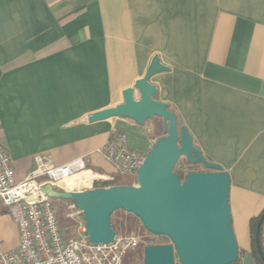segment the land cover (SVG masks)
<instances>
[{"label": "crops", "instance_id": "crops-1", "mask_svg": "<svg viewBox=\"0 0 264 264\" xmlns=\"http://www.w3.org/2000/svg\"><path fill=\"white\" fill-rule=\"evenodd\" d=\"M155 55L169 71L151 78L154 99L227 173L235 264H255L249 221L264 210V0H0V145L15 180L39 154L56 166L84 162L59 185L64 191L118 180L97 150L115 129L147 154L149 127L81 120L121 104ZM17 245L0 201V248Z\"/></svg>", "mask_w": 264, "mask_h": 264}, {"label": "water", "instance_id": "water-1", "mask_svg": "<svg viewBox=\"0 0 264 264\" xmlns=\"http://www.w3.org/2000/svg\"><path fill=\"white\" fill-rule=\"evenodd\" d=\"M168 71L153 56L145 73L122 91L121 104L81 120L128 119L140 127L161 120L163 136L155 140L136 170L134 184L75 192L45 185L40 191L55 201L72 202L81 211L92 244L114 240L111 217L117 211L136 217L149 234L169 239L170 244L145 246L143 264H235L239 251L229 208V177L221 166L204 158L168 105L154 99L157 90L150 79ZM180 158L206 171L188 173L181 180L173 171ZM263 222L264 211L256 227V249L264 264L259 242Z\"/></svg>", "mask_w": 264, "mask_h": 264}, {"label": "built area", "instance_id": "built-area-1", "mask_svg": "<svg viewBox=\"0 0 264 264\" xmlns=\"http://www.w3.org/2000/svg\"><path fill=\"white\" fill-rule=\"evenodd\" d=\"M97 153L117 176L135 174L146 156L131 149L126 134L115 129ZM33 161L34 169L16 182L11 159L0 145V201L8 209L18 234L15 249L0 248V264H121L126 252L138 245L137 236L116 234L109 244H92L85 233L81 211L72 206L67 217L76 223L77 235L65 240L56 219L55 201L40 191L45 185L61 190L59 184L86 170L84 162L77 159L56 166L45 154L34 156ZM98 180L111 183L114 177Z\"/></svg>", "mask_w": 264, "mask_h": 264}, {"label": "rangeland", "instance_id": "rangeland-1", "mask_svg": "<svg viewBox=\"0 0 264 264\" xmlns=\"http://www.w3.org/2000/svg\"><path fill=\"white\" fill-rule=\"evenodd\" d=\"M151 80V79H150ZM138 99V98H136ZM148 126L150 129V135L155 142L158 135H163L161 129V120L156 118L153 122H146L145 126ZM181 162L182 159H181ZM182 165V164H181ZM196 170L199 172H204V169L201 165H195ZM185 172H188L185 169ZM184 172L183 175L186 173ZM90 173H84V176L87 177ZM17 182V181H16ZM115 185H132L134 184V174L133 175H126L121 176L118 180L114 179L113 182ZM96 186H102L100 182H94L92 188H97ZM110 186V185H109ZM104 186V187H109ZM55 201V200H54ZM72 207L71 203L66 201H55V212H56V219L58 222V226L63 233L64 239H70L77 235V225L73 219H69L67 214L70 212V208ZM112 223L115 230V233L121 237H127L130 235H135L139 239V243L134 248H131L126 252L125 257L122 260L121 264H141L143 259V247L148 246V244L154 245H163V244H170L169 239L160 236H154L149 234L141 225L140 221L131 214L124 213L122 211H118L112 217ZM178 264V262H176Z\"/></svg>", "mask_w": 264, "mask_h": 264}, {"label": "trees", "instance_id": "trees-1", "mask_svg": "<svg viewBox=\"0 0 264 264\" xmlns=\"http://www.w3.org/2000/svg\"><path fill=\"white\" fill-rule=\"evenodd\" d=\"M161 131H162V129H161ZM162 136L161 135H158L155 138H160ZM181 159H182L183 162H181ZM195 168H196L195 165H190V164L186 163V161H185L184 158H180L179 161H178V163L174 167L173 171L176 174L179 175V177H180L181 180H183L186 174L191 173V172H199ZM185 169H187L188 172H185ZM184 172L186 173L185 175H183ZM114 185H115V183H110V186H114ZM96 187L99 188V187H104V186H96ZM68 203H71L72 204V202H68ZM262 212H261V214H262ZM114 214L112 215V217L114 216ZM260 215H258L257 217H254V218L250 219V221H249V234H250L251 255H252V258H253L255 264H263V262L261 261V258L259 256V254L257 252V249H256V227H257V223L259 221ZM112 217H111V228L115 232L114 227H113V223H112ZM259 242H260V248H261V251H262V255L264 257V222H263L262 227H261V230H260ZM152 245H154V244H148V246H152ZM141 264H143L142 261H141Z\"/></svg>", "mask_w": 264, "mask_h": 264}, {"label": "bare ground", "instance_id": "bare-ground-1", "mask_svg": "<svg viewBox=\"0 0 264 264\" xmlns=\"http://www.w3.org/2000/svg\"><path fill=\"white\" fill-rule=\"evenodd\" d=\"M82 174H83V173H82ZM78 175H79V174H78ZM72 177H74V176H72ZM72 177L68 178V179L65 180L64 182H65V183H68L70 180H72V179H71ZM86 178L91 179L90 175H88ZM59 185H60V184H59Z\"/></svg>", "mask_w": 264, "mask_h": 264}, {"label": "flooded vegetation", "instance_id": "flooded-vegetation-1", "mask_svg": "<svg viewBox=\"0 0 264 264\" xmlns=\"http://www.w3.org/2000/svg\"><path fill=\"white\" fill-rule=\"evenodd\" d=\"M177 262V261H176Z\"/></svg>", "mask_w": 264, "mask_h": 264}]
</instances>
